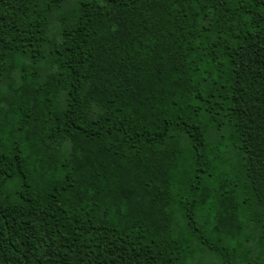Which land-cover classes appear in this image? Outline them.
Returning <instances> with one entry per match:
<instances>
[{"label":"trees","instance_id":"16d2710c","mask_svg":"<svg viewBox=\"0 0 264 264\" xmlns=\"http://www.w3.org/2000/svg\"><path fill=\"white\" fill-rule=\"evenodd\" d=\"M0 264H264V0H0Z\"/></svg>","mask_w":264,"mask_h":264}]
</instances>
